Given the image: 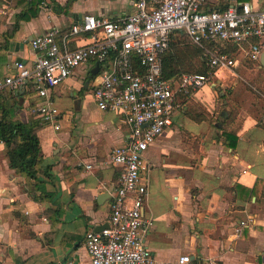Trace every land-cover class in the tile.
<instances>
[{
	"label": "crops",
	"instance_id": "0c3cea01",
	"mask_svg": "<svg viewBox=\"0 0 264 264\" xmlns=\"http://www.w3.org/2000/svg\"><path fill=\"white\" fill-rule=\"evenodd\" d=\"M29 1L0 0V81L14 72L16 61L32 64L35 35L55 31L61 45L75 48L87 35H71V26L85 14L118 19L136 9V0H45L39 15L14 32ZM229 3L208 0L207 9ZM97 66L91 61L77 68L50 99L32 83L0 91V103L14 108V118L43 120L38 179L9 166L0 139V264H92L86 233L108 226L120 175L111 153L129 134L119 112L102 110L94 100ZM213 86L186 98L145 152L150 181L143 213L153 222L146 242L161 264H179L182 255L195 264H264V196L254 193L264 190V106L246 105L239 91L229 95L219 86L223 103L216 106ZM41 104L57 110L55 122L38 112ZM226 129L236 141L222 135ZM243 219L250 226L238 233Z\"/></svg>",
	"mask_w": 264,
	"mask_h": 264
},
{
	"label": "built area",
	"instance_id": "2783aa9c",
	"mask_svg": "<svg viewBox=\"0 0 264 264\" xmlns=\"http://www.w3.org/2000/svg\"><path fill=\"white\" fill-rule=\"evenodd\" d=\"M229 1L226 8L209 10L208 0H136V9L118 19L85 14L71 26L70 34L87 35V42L70 48L60 44L55 31L37 34L30 41L36 52L32 64L16 61L14 72L0 81V91L32 83L40 96L50 99V91L77 68L91 61L99 66L94 100L102 110L119 112L129 134L111 153L120 175L108 226L86 233L92 264H161L146 242L153 222L143 213L150 181L145 152L172 125L186 98L206 85L225 84L231 77L244 79L237 71L241 60L227 52L207 56L208 73H185L180 78L164 77L163 56L172 36L181 32L201 46L204 41L235 43L241 49L247 45V59L261 65L264 5ZM37 110L46 120H57V110L48 104ZM249 226L248 219L240 220L237 232ZM179 264L195 263L190 255H182Z\"/></svg>",
	"mask_w": 264,
	"mask_h": 264
},
{
	"label": "trees",
	"instance_id": "16d2710c",
	"mask_svg": "<svg viewBox=\"0 0 264 264\" xmlns=\"http://www.w3.org/2000/svg\"><path fill=\"white\" fill-rule=\"evenodd\" d=\"M44 1L30 0L27 6L17 14L13 31L15 32L20 27L21 22H28L37 17L40 12V6ZM56 10L60 12L59 7ZM7 38H9L8 34ZM239 48V45L235 43L222 46L214 41H204L201 46L193 43L186 34L177 32L172 36L170 49L163 56L164 77L180 78L185 73H208L210 70L208 55H211V53L216 54L217 50L232 55ZM0 107V139L5 141L7 145L6 156L9 166L24 174L28 180L38 179L37 173L41 170L43 163L38 130L43 120L39 118L38 120L24 122L13 117L14 108L10 110L2 103H0ZM222 135L226 138L237 140L235 134L228 132L227 129L223 130ZM228 144L234 146L235 142ZM254 193L258 196H264V190L263 194H261L262 192L259 194L256 191ZM35 198L38 199V197Z\"/></svg>",
	"mask_w": 264,
	"mask_h": 264
},
{
	"label": "rangeland",
	"instance_id": "374dc122",
	"mask_svg": "<svg viewBox=\"0 0 264 264\" xmlns=\"http://www.w3.org/2000/svg\"><path fill=\"white\" fill-rule=\"evenodd\" d=\"M248 48L249 47L245 45L244 49H239L232 53L233 56H236L241 60V66L237 71L245 80L237 78V84L236 79L231 77L230 80H226V82H224L225 84L221 83V85L218 83L211 88L213 98L215 100L217 99L216 106H220L223 103L220 89H225L229 95H231L233 91H239V98H242V103L246 105L257 104L264 106V66L252 63L247 59L245 51L248 50ZM218 86L220 88L219 90L216 89ZM235 102H237L238 106H241L239 100H235Z\"/></svg>",
	"mask_w": 264,
	"mask_h": 264
},
{
	"label": "water",
	"instance_id": "95a60500",
	"mask_svg": "<svg viewBox=\"0 0 264 264\" xmlns=\"http://www.w3.org/2000/svg\"><path fill=\"white\" fill-rule=\"evenodd\" d=\"M262 56H264V53L262 54ZM263 58V57H262ZM262 58H261V62H262V65L264 66V60L262 61ZM98 68L99 66H97L95 69H94V72H97L98 71ZM23 89V88H22ZM102 229H104V227H102L100 230H97V231H101Z\"/></svg>",
	"mask_w": 264,
	"mask_h": 264
}]
</instances>
